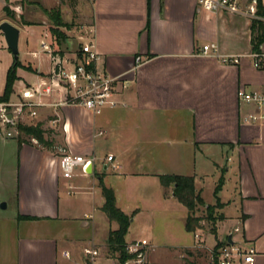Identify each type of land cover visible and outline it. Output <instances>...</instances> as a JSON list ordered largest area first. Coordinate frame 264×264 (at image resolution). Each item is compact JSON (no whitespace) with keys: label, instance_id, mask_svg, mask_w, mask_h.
Here are the masks:
<instances>
[{"label":"crops","instance_id":"obj_1","mask_svg":"<svg viewBox=\"0 0 264 264\" xmlns=\"http://www.w3.org/2000/svg\"><path fill=\"white\" fill-rule=\"evenodd\" d=\"M65 1L0 0V15L7 5L14 15H2L1 23L17 26L20 42L25 32L26 50L40 44L41 51L33 53L50 55L43 44L50 48L48 42L52 41L58 47L50 48L55 59L50 55L49 70L28 63L34 72L17 84L35 86L48 80L58 59L76 62L82 47L67 57L60 46L65 40L66 46L70 44L68 37L64 33L65 38L57 41L52 33L55 27L49 24L54 8L61 7L58 11L65 13ZM83 10L81 20L87 36L82 39L98 53V71L122 77L130 85L122 91L121 105L101 115L65 106L57 112L56 126L52 125L51 109L33 122L41 123L46 135L54 134L68 153L93 158L92 174L78 172L74 178L65 179L59 167L61 148L49 150L30 138L19 145L17 137L7 139L0 132V150L10 146L16 161L13 201L2 193L7 181L1 170L5 155L0 151V204L13 201L15 210L13 216L6 217L0 208V264H102V257L92 259L84 254L85 248L99 250L97 247L105 244L102 238L108 239L109 233L118 229L101 210L105 204L101 177L105 186L114 190L117 206L126 215H134L131 229L143 207L160 208L175 198L171 188L161 184V175L193 177L203 198L205 174L177 170L189 166L184 160L192 163L193 159L194 167L190 166L195 170L198 152L222 172L219 176L225 181L218 194L222 207L217 211L222 218L216 224L215 242L217 238L224 242L239 228L244 243L259 252L256 264H264V125L245 121L249 107L238 96L242 89L264 90V61L256 69L250 60V24L243 23L238 15L203 11L198 0H89ZM210 44L218 46L221 56L240 57V64H225L221 57L205 55L203 47ZM109 155L121 165L119 172L107 162ZM229 175L236 181L241 203L236 219L223 212L232 203L228 200ZM76 194L80 196L75 203L65 199ZM215 200L211 205L217 204ZM88 205L92 212H85L88 220L80 225L67 216L69 208L84 210ZM21 216L38 220H19ZM71 223L75 226L69 229ZM226 223L236 225L228 236L218 227ZM192 234L194 239L181 249L207 248L198 246L199 233ZM128 235L127 243L139 239L133 235L128 239ZM150 243L152 256L157 245Z\"/></svg>","mask_w":264,"mask_h":264},{"label":"built area","instance_id":"obj_2","mask_svg":"<svg viewBox=\"0 0 264 264\" xmlns=\"http://www.w3.org/2000/svg\"><path fill=\"white\" fill-rule=\"evenodd\" d=\"M198 5L206 12H224L247 18L251 22H264V15L259 14L258 0H198ZM262 5L264 7V0ZM43 47L50 52L52 59H55L51 49L44 44ZM203 51L205 55L221 57L225 64H240V57L221 56L215 44L205 45ZM80 53L75 63L58 59L48 80L35 86H25L16 94V100L0 102V132L5 138L17 137L20 124L35 125L33 122L39 119L45 110L54 111L52 125L56 126L59 122L57 112L65 106H77L101 115L106 109L121 105L120 96L122 91L129 87L130 81L99 72L97 62L100 57L92 44L84 45ZM250 57L253 59V66L260 69L264 61V45L262 52H253ZM238 96L241 102L249 107L245 113V121L249 124L264 125V90L242 89ZM9 115L16 126L7 121ZM94 161L93 158L63 153L59 167L65 179H72L78 172L87 174V165L94 164ZM107 162L112 164L115 172L122 168L113 155L107 156ZM238 232L239 228H236L234 233ZM234 233V242L229 243L227 239L222 242V245L213 251L208 264H256L259 256L256 247L236 241ZM150 247V241L145 238L127 243L126 250L130 258L124 264H151L148 258ZM84 254L95 259L99 256V251L95 248H85ZM65 257L70 258L69 253H65Z\"/></svg>","mask_w":264,"mask_h":264},{"label":"rangeland","instance_id":"obj_3","mask_svg":"<svg viewBox=\"0 0 264 264\" xmlns=\"http://www.w3.org/2000/svg\"><path fill=\"white\" fill-rule=\"evenodd\" d=\"M88 2L89 0H67L65 1V8L67 7L65 13L58 11V10L60 11L62 10L61 7L59 8L56 7L54 8V12L52 16L49 17L50 18L49 24L55 27V29L53 30L65 33L66 36L68 37V40L70 41V44L68 46H66L67 40L62 42L60 46V49L64 51L63 53H65L67 57H72L70 55L73 52L79 51V49L83 47L87 42V40L82 39L83 36H87V33L85 32L86 30L81 20L80 11L83 10V8L87 5ZM4 14L0 15V24H1V20L4 18L3 16L7 17L6 14L5 15ZM239 19H242L243 23H249L250 24L249 29L251 30V23H252L251 20L243 17L241 18L239 17ZM59 23H63L67 26L63 27L59 25ZM24 33L25 32L22 33L23 36L20 42L19 59L21 63V68H19L17 72L18 75L17 82H19L22 79L24 80L25 79L24 77L26 75H29V73L34 72L32 67L28 63H31L33 66L38 67L40 70H49L51 67L50 55L48 53H41L39 56H36L33 53V52L41 51L40 44L36 45L35 47H32L31 49L26 50L25 48L26 45L24 43ZM48 45L50 46V48H52V50H54V48L58 49L56 44L54 45L52 44V41L48 42ZM250 60L253 63V59L250 58ZM13 62H14L13 55L7 48L4 35L0 31V95L3 94L4 92L7 73L11 68V66L13 65ZM20 69H22L23 71ZM17 82L14 85V91L11 95L10 100H16V94L19 93L20 90L24 88L23 84H17ZM44 121H47V119H44ZM46 139L51 141L53 145L51 148H46V149L55 150L56 147H58L61 148L60 149L61 154L68 153V151H66V149H64L62 145L59 144L58 139L54 134L46 135ZM8 143H10V141ZM36 143L38 144L37 141ZM0 151L4 152L5 155L3 156V162L1 163L2 164L1 170L3 171V173H5V178L7 181L5 184L6 188H4V191H2V193L4 194L3 196L8 197L10 198V200L14 201L13 198L16 195V191H15L16 161L10 154L11 151L10 146H8V148L3 147V149H1ZM191 151L197 154L196 149H193ZM184 161H186L185 163H188L189 166H187L186 164L183 165V168L181 167L177 170H179V172H183L184 174L185 173L193 174V172H195L196 170L197 172L198 171L203 172L206 177L202 185L203 188L202 196L207 202L206 203L207 205L214 206L211 204H214L216 202L214 193L220 181L219 174L221 175L222 172L216 171V169L212 166V164H209V162L206 160L205 156L202 157L199 152L195 160V162L197 163V164L195 163V170L194 168H192L194 167V159L192 163H190L187 160ZM162 162H163L162 163L163 167H165L166 161L164 158ZM219 162L221 163V161ZM178 165L180 166L181 164L178 163ZM226 178L228 180V189L230 191L228 200H232V203L229 206H227L223 212L228 217L232 219H236L237 216H239V214L241 213L240 212L241 203L239 200V195L235 190L237 185H236V181L232 178L231 175L226 176ZM171 191H172L171 193H173V187H171ZM171 193H169V195ZM79 196H80L79 194H76L71 197L66 196L65 199L70 203H75V201L79 199ZM224 198L227 201L228 197L226 194H224ZM13 201L12 202L8 200L3 201L2 203L7 204V207L5 209H2L1 208L2 203L0 204L1 210L3 211V213H5L4 216L10 217L14 215L15 210H14ZM217 210L213 212V215L211 217H214L219 220L221 216ZM67 211H68L67 216H69V218H71L72 221L75 220L76 225H80V222H82V220L83 221L88 220L84 217V214L87 211L92 212V206L88 205V207H84V210H82L81 207L78 206L75 207L74 209L69 208ZM188 213H189L188 209L182 204H180L177 198L170 199L167 202V204L164 206L160 204V208L143 207L141 215H139L135 223H133L132 228L129 229L131 234L128 235V239H131L133 235V236H137L139 239L146 238L150 240V242H152L153 245H157V249L155 250L154 253H152V256L150 254L152 250L150 247L149 255H148L149 261L150 262L153 261L154 264H184L185 261H188V263L191 262L193 264H208L212 257L213 251H215L216 245L219 243L218 238H217V242H215L216 240L215 233L217 232V227H216L217 225L215 226L214 221L210 222L207 219L209 214L206 211V208L204 206L199 205L194 215L195 217H199L202 220L199 224V228L196 229L195 232L199 233L201 238L198 242V246L206 245L207 248H205L204 250H197V251H195V249H181V246H183L185 242H191L194 239V235L188 232L187 229H185L186 218L189 215ZM234 224L235 223H231L230 225L229 223H226L225 225L218 224L219 232H222L224 236L226 234H227L226 236H228L230 234V231L231 232L234 231V228L236 226ZM73 226H75L74 223L67 225L69 229H71ZM69 229H67V231H69ZM234 235L236 241L241 243L245 242L241 233H235ZM102 241L105 244L101 243V245L97 247L99 248L98 251H100L98 257H102V259L99 261L102 262V264H120L117 259V254L110 251L107 244V239L104 240L102 238ZM214 243L216 244L214 245ZM81 257H82L81 255L78 256V259L81 260ZM87 264H89V261H87Z\"/></svg>","mask_w":264,"mask_h":264},{"label":"trees","instance_id":"obj_4","mask_svg":"<svg viewBox=\"0 0 264 264\" xmlns=\"http://www.w3.org/2000/svg\"><path fill=\"white\" fill-rule=\"evenodd\" d=\"M259 14L264 15V7L262 5V0H258ZM4 12L10 18H13V12L10 7L7 5L4 8ZM24 25H32V23H23ZM59 25L66 27L67 25L63 23H59ZM53 35L60 41L65 38V34L52 30ZM251 42H252V50L254 53L262 52V46L264 45V22L253 21L251 23ZM79 55L81 53L79 52ZM92 67V66H91ZM21 68L20 60L16 63L13 62V65L9 69L6 77V83L3 94L0 96V102H9L11 99V95L14 91V85L18 81V69ZM42 124H33V125H22L18 126L19 135L17 136L19 145L27 142L26 138L35 139L38 144L45 148H51L52 142L46 139V131L42 128ZM161 184L165 188H173V193L175 198L178 199V202L185 206L189 215L187 217L186 229L190 233H194L196 229L199 228V224L202 219L199 217H195L194 213L197 210V207L204 206L209 216L207 219L210 222L214 221L216 226L219 220L211 217L213 212L222 207L220 199L218 198V194L221 192L224 186V178L222 177L219 181V184L215 190V197L217 199V204L214 206L207 205L204 199L201 197V194L196 191L195 181L193 177L186 176H176V175H161L159 176ZM100 188L102 191V195L105 199V204L101 208L102 212L107 216L110 222H115L118 224V229L116 231H111L109 233L107 244L111 252L117 254V259L120 264H124V262L130 258V255L127 253V241L126 237L128 235L131 223L132 216L126 215L118 206L117 199L113 189L105 186L103 182V178L100 179ZM211 213V215H210ZM19 220L23 221H36L38 218L35 217H19ZM217 233V232H216ZM215 233V234H216ZM222 245L219 242L216 245L215 250H217Z\"/></svg>","mask_w":264,"mask_h":264},{"label":"water","instance_id":"obj_5","mask_svg":"<svg viewBox=\"0 0 264 264\" xmlns=\"http://www.w3.org/2000/svg\"><path fill=\"white\" fill-rule=\"evenodd\" d=\"M0 31L4 35V39L7 45V48L12 53L14 61L17 63L19 61L20 54V37L21 30L8 21H4L0 24ZM7 121L12 125L16 126V123L13 121L11 115L7 116ZM87 174H92L93 172V164L89 163L85 169ZM174 188V186H173ZM173 196L175 197L174 193ZM7 207L6 203H2L1 208L5 209ZM229 243H233V234H230L227 238Z\"/></svg>","mask_w":264,"mask_h":264}]
</instances>
